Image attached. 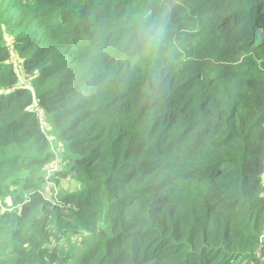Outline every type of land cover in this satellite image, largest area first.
I'll list each match as a JSON object with an SVG mask.
<instances>
[{
	"label": "trees",
	"instance_id": "obj_1",
	"mask_svg": "<svg viewBox=\"0 0 264 264\" xmlns=\"http://www.w3.org/2000/svg\"><path fill=\"white\" fill-rule=\"evenodd\" d=\"M0 264H264V0H0Z\"/></svg>",
	"mask_w": 264,
	"mask_h": 264
},
{
	"label": "built area",
	"instance_id": "obj_2",
	"mask_svg": "<svg viewBox=\"0 0 264 264\" xmlns=\"http://www.w3.org/2000/svg\"><path fill=\"white\" fill-rule=\"evenodd\" d=\"M16 55L14 54H10V57H9V64H11V66L13 67L14 71L16 72L17 74V77H18V81L16 83V86L17 87H23V86H28L30 85V82L29 80L26 78L23 70H22V65L21 63L16 59ZM33 112L37 113V114H40V110L38 109L37 105L36 104H33L31 106ZM40 121L42 122V125H44L42 119L40 118Z\"/></svg>",
	"mask_w": 264,
	"mask_h": 264
},
{
	"label": "rangeland",
	"instance_id": "obj_3",
	"mask_svg": "<svg viewBox=\"0 0 264 264\" xmlns=\"http://www.w3.org/2000/svg\"><path fill=\"white\" fill-rule=\"evenodd\" d=\"M8 40V39H7ZM58 168V165H56L54 168H52V169H50L49 170V174H48V176H47V179L49 180V178L51 177V175H52V173L56 170ZM61 184L62 185H67V182H66V180H63L62 182H61ZM45 187H46V189H45V191H44V197H48L47 196V193H52V196L54 197V198H59V194H60V192H61V189H60V187L59 186H54V185H52L51 183H47L46 185H45Z\"/></svg>",
	"mask_w": 264,
	"mask_h": 264
}]
</instances>
